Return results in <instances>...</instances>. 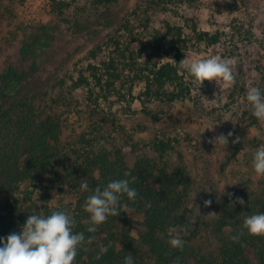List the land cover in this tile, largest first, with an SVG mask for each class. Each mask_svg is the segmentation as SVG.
Here are the masks:
<instances>
[{
	"label": "rangeland",
	"instance_id": "374dc122",
	"mask_svg": "<svg viewBox=\"0 0 264 264\" xmlns=\"http://www.w3.org/2000/svg\"><path fill=\"white\" fill-rule=\"evenodd\" d=\"M152 1L113 0L97 6L93 0H0V68L11 59L30 77L32 89L62 96L49 111L58 117L65 147L56 170L64 174L94 146H105L113 154L120 151L129 163L141 157L157 159L155 144L163 141L171 146L170 165L184 167L190 177L188 208L198 207L195 199L203 189L214 191V202L229 193L264 190V177L252 168L253 153L264 146V123L245 100L249 87L264 90V31L257 23L264 0H168L174 18L183 13L199 20L204 30L220 32L216 49L201 47L187 57L220 55L233 61L235 74L231 86L205 81L200 90L192 86L190 95L172 102L142 96L144 83L136 76L147 57L143 53L136 66L121 52L138 48ZM24 48L29 56L22 54ZM110 58L119 78L103 92L93 83L89 65L106 78L104 62ZM171 60L165 55V62ZM48 101L44 104H51ZM230 131L226 146L208 143ZM237 137L239 143L233 144ZM33 201L37 209L49 204L67 211L74 199L43 187L37 188ZM98 243L93 237L89 249ZM194 243L216 248L205 230Z\"/></svg>",
	"mask_w": 264,
	"mask_h": 264
},
{
	"label": "trees",
	"instance_id": "16d2710c",
	"mask_svg": "<svg viewBox=\"0 0 264 264\" xmlns=\"http://www.w3.org/2000/svg\"><path fill=\"white\" fill-rule=\"evenodd\" d=\"M112 1L93 0L97 6ZM150 5L138 48L126 47V55L121 52L136 66L143 53L147 57L145 67H140L136 76L144 83L142 96L178 101L190 95L192 89L178 63L195 49H216L220 32L204 30L199 20L183 13L179 19L174 18L168 0H153ZM257 23L264 31V8L258 13ZM120 48L116 43L115 49ZM24 51L28 49L24 48L22 54L29 56ZM165 55H171V62L164 61ZM89 68L93 83L103 92H108L119 78L112 58L104 62L106 78L97 66ZM32 84L11 59L0 68V238L20 233L31 214L47 216L53 211H65V206L34 207L37 188H56L74 199L66 211L75 222L74 233H84L86 240L99 239L94 250L89 249V243L78 249L75 264H124L129 255L134 264H264V236H251L242 228L247 215L264 213V190L219 197V202H214V191L203 189L195 199L199 210L188 208L190 177L184 167L170 165L171 146L163 141L155 144L157 159L141 157L132 163L120 151L113 154L105 146H94L62 174L56 170L58 156L65 149L60 143L61 126L58 117L49 112L61 103L62 96H47L32 89ZM48 100L51 104H44ZM126 171L131 175L125 177ZM132 177L136 180L130 187L138 193L135 202L122 197L121 203L128 207L89 233L90 216L84 204L92 193L81 192L79 184L86 180L90 189L103 188L111 180L132 181ZM236 197L243 198V206L235 203ZM205 200H212L210 207H204ZM210 213L216 215L209 216ZM170 227L177 231L187 227V234L180 232L185 241L182 251L168 243ZM202 230L214 238L215 249L194 243ZM242 231L240 242H234L232 237ZM101 246L108 251L97 260Z\"/></svg>",
	"mask_w": 264,
	"mask_h": 264
},
{
	"label": "clouds",
	"instance_id": "9594fccd",
	"mask_svg": "<svg viewBox=\"0 0 264 264\" xmlns=\"http://www.w3.org/2000/svg\"><path fill=\"white\" fill-rule=\"evenodd\" d=\"M178 65L186 73V81L199 90L205 81L216 84L223 82L225 86L235 83L233 61L222 58L220 55L185 57ZM245 100L252 115L264 123V90L255 86L249 87ZM205 129L212 130L213 126ZM232 136L231 131L227 135L221 133L209 139L208 143L214 146H226ZM239 140L240 138L237 137L232 143H239ZM252 168L256 176L264 177V146L253 153ZM130 175L127 171L124 173L125 177ZM135 180L136 177H132V181L111 180L103 188L97 186L94 189L89 188L86 180L79 184L81 192L91 191L92 193L86 198L84 204V211L90 216V226L87 228L89 233H94L97 226L105 223L109 216L117 217L128 207L127 204L121 203L122 197L126 196L129 201L135 202L138 193L136 189L130 187V183ZM228 195L231 198L234 194ZM235 203L243 206L245 201L241 197H236ZM211 204L212 200L204 201V207H210ZM147 206L150 207V203ZM74 227L75 222L66 211H53L47 216L31 214L21 226L20 233L13 232L6 238H0V245H2L0 246V264H75L78 249L85 243H92L93 238L88 237L86 240L84 233H74ZM242 228L251 236H264V213L247 215ZM181 231L187 234V227L181 228L180 231H177L176 227H170L168 243L172 248L182 251L185 241L181 238ZM243 234L242 231L233 236V241L239 243ZM107 251V247L101 246L96 259L99 260ZM124 264H134L133 257L126 256Z\"/></svg>",
	"mask_w": 264,
	"mask_h": 264
}]
</instances>
